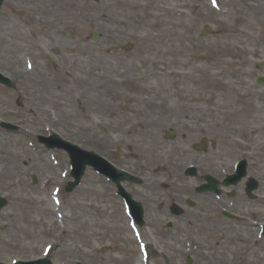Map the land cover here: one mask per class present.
<instances>
[{"label": "rangeland", "instance_id": "obj_1", "mask_svg": "<svg viewBox=\"0 0 264 264\" xmlns=\"http://www.w3.org/2000/svg\"><path fill=\"white\" fill-rule=\"evenodd\" d=\"M205 25L215 32L201 38ZM79 26L84 28V44L105 52L100 59L75 56L76 64L69 63L66 70L76 74L97 67L137 78L172 69L179 76L162 74L147 82L163 87L162 105L142 107L130 101L131 83L113 90L78 87L73 101L53 104L52 90L44 88L57 86L54 77L62 62L48 50L65 41L62 29L72 33ZM90 33L101 38L92 41ZM125 44L133 49L124 51ZM0 73L14 85L0 86V121L19 127L16 132L0 128V196L8 201L0 214L2 264L34 260L47 251L54 264H143L139 241L113 186L87 170L80 186L66 194V154L46 150L37 136L55 133L142 178L143 185L129 191L145 209V228L140 229L147 245L145 264H173L176 253L187 252L185 242L191 238L183 239L182 231H197L175 221L172 230L163 232L170 219L166 207L175 202L189 214H194L192 207L201 212L214 207L211 194L195 191L203 175L219 176L221 169L228 172L244 158L248 175L260 182L264 193V84L255 85L264 76V0H4ZM105 106L112 107V116H104ZM184 106L202 110L183 114ZM133 107L145 110L147 122L157 120L156 129L144 131L140 118L124 125L123 117ZM168 131L174 132L173 138ZM104 136L109 138L106 145ZM202 139L208 143L205 153L191 149ZM190 164L198 166L197 178L183 175ZM246 223L224 232L239 235L242 242L230 246L218 231L211 241L199 244V254L208 256L209 264H264V238Z\"/></svg>", "mask_w": 264, "mask_h": 264}, {"label": "bare ground", "instance_id": "obj_2", "mask_svg": "<svg viewBox=\"0 0 264 264\" xmlns=\"http://www.w3.org/2000/svg\"><path fill=\"white\" fill-rule=\"evenodd\" d=\"M85 23L90 24V18L86 16ZM84 28L83 26H79L77 29L73 28L71 29L72 33H66V30H63L60 32V34L65 38V41L62 44H54L49 48V53L53 52L58 59L61 60L62 64V71L59 75H55L54 80L58 83L55 88H44L45 90H52L51 98L53 99V104L62 105V103L66 104L69 101H73L75 99L74 93L75 90L78 89V87H85L88 88L92 85L100 86L102 88H105L106 90H113L117 87H123L124 85H128L131 83L130 86L133 87L129 92L131 94L128 95L127 91L123 90L124 95H128L129 100H133L139 105H142V107L148 105L153 108H159L162 105V98L161 90L156 89L157 84L155 83H147L148 80L151 78H155V76L160 77L162 74L168 75L170 77H177L178 73L172 69H164L160 68L157 73H143L137 78H130L127 75V72L116 70L112 72L111 74H107L106 72H101L100 69L97 67H89L87 70L82 71L78 69L79 72L76 74L72 73L70 70H66V67L69 65V63H73V66L76 64L77 61L73 60L75 56H84L88 55L91 59H100L101 55L105 50L102 49H93L87 45L84 44V39L82 38ZM67 38V40H66ZM66 55H70L67 59L65 57ZM135 66L134 64H132ZM136 66L134 67V69ZM179 76V75H178ZM48 76L44 74L42 84L47 83ZM136 83H133V82ZM215 85H220L219 82H216ZM46 86V85H45ZM136 90V91H134ZM118 93V92H117ZM177 94H180V91H177ZM248 94V93H246ZM246 94H243L242 96H245ZM30 96V95H29ZM28 96V97H29ZM39 98H42L43 95L39 94ZM34 99L37 101L38 98L34 97ZM249 109H251V105L248 106ZM111 106H105V109L103 108L104 116H112L111 114ZM167 110V109H166ZM181 113H188V112H198L201 111L197 106H184L183 109H181ZM170 112V110H169ZM33 118H38V116L29 109L28 112ZM103 116V117H104ZM140 118V121H143L144 125V131L146 130H154L157 127V120H152L151 122H147V115L145 114V110L143 108H131L128 110L127 117H123V123H136ZM147 122V123H146ZM108 136H104L103 143L106 145L109 143ZM144 142V139H143ZM46 196V198H51L50 192L48 190H45L43 192Z\"/></svg>", "mask_w": 264, "mask_h": 264}, {"label": "water", "instance_id": "obj_3", "mask_svg": "<svg viewBox=\"0 0 264 264\" xmlns=\"http://www.w3.org/2000/svg\"><path fill=\"white\" fill-rule=\"evenodd\" d=\"M1 2V0H0ZM213 32L211 31V29L209 27H205L204 28V32H203V36H206L208 34H212ZM93 39H96L97 36L92 35ZM126 49H129V47H126ZM264 82V78H260V80L258 81V83ZM0 83L5 84L6 86L10 87L11 84L8 80L3 79L0 76ZM54 140H56L57 143V147L61 148V149H65L69 152L70 154V158H71V165L73 167V176L75 177V183L70 184L69 187H67V191H70L75 185L78 184L79 182V178L82 175V172L85 168L86 165L92 166L94 167V169L100 171V173H103L104 175H108L110 177L111 180H113L114 182H118L120 180H134V178L122 174L120 172H116V171H111L108 167H106L104 165V163L102 162V160H100L98 157H96L94 154H87L84 153L82 151H80L79 149H77L76 147H72L70 145H68L67 143L64 142H60L59 139L57 138H53ZM49 147H53V146H49ZM117 177L116 180H114L113 177ZM244 176V170H241L240 175L238 176V178L236 180H239L240 177ZM135 181L137 183H140V181L138 179H135ZM208 184L206 186V188L208 190H215L216 191V186L213 185L214 180L211 177L207 178ZM254 188V186L252 187ZM204 190V189H202ZM5 205V202L2 201L0 199V209ZM176 213V210L174 211Z\"/></svg>", "mask_w": 264, "mask_h": 264}, {"label": "flooded vegetation", "instance_id": "obj_4", "mask_svg": "<svg viewBox=\"0 0 264 264\" xmlns=\"http://www.w3.org/2000/svg\"><path fill=\"white\" fill-rule=\"evenodd\" d=\"M257 198H258V196H257ZM257 198L255 199L256 201L258 200ZM241 205H242V203H241ZM234 209H235V211H239V210H243V207L241 206V208H240V203L239 202H235V208ZM213 210H214L213 208H210V209H208L206 211L207 212L206 213L207 216L203 219V222L200 224L203 227H208V229H210V230H213V228H215V226H216L215 223H213L212 219L208 218V216L212 213ZM234 215L235 216L232 219H229V221L233 222L236 225H239L243 221V218L237 216L236 214H234ZM227 225H230V223L227 224ZM200 260H201V258H199V257L197 258L196 257V262L195 263L196 264H202L203 261H200Z\"/></svg>", "mask_w": 264, "mask_h": 264}]
</instances>
